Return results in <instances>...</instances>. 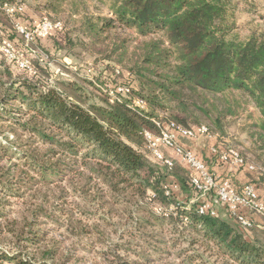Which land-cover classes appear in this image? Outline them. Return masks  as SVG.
<instances>
[{
	"label": "trees",
	"instance_id": "16d2710c",
	"mask_svg": "<svg viewBox=\"0 0 264 264\" xmlns=\"http://www.w3.org/2000/svg\"><path fill=\"white\" fill-rule=\"evenodd\" d=\"M98 1L109 7L110 17L87 15L78 32L89 41L91 54L127 69L135 86L125 97L113 99L108 92L101 104L85 106L79 92L83 89L76 83L63 85L62 91L38 89L12 80L10 69L0 70V122L7 117L14 120L10 128L14 140L6 137V144L0 143V186H27L32 172L41 174L42 183L49 174L65 179L69 175L68 185L76 190V185L82 186L83 197L88 188L101 185L113 199L126 194L137 203L144 199L153 209L160 207L163 219H180L197 237L193 244L200 243L219 264H264V219L244 212L252 221L244 229L227 208V218L201 214L203 201L198 200L190 169L176 163L172 169L163 166L151 156L145 139L146 132L159 134L157 123H161L164 128L170 124L183 129L206 126L222 140L239 116L241 103L235 94H241L260 115L249 126V134L258 147L255 155L263 170L241 152L245 162L257 168L250 171L247 164L237 169L251 175L248 182L259 193L264 186V29L249 30L242 37L230 23L226 0ZM12 2L0 0V24L1 8ZM58 29L62 27L51 32ZM137 99L146 103L144 109L135 105ZM6 128L0 126V133ZM14 143L24 146L23 168L9 156ZM95 198L106 207L100 192ZM46 214L45 205L40 204L29 217L0 223V235L10 236L3 242L29 236L35 248L30 251L31 261L21 255L11 261H69L70 251L61 252L62 241L36 231L40 216ZM67 222L72 228L82 226L72 216ZM81 232L87 233L86 229ZM116 248L121 250V246Z\"/></svg>",
	"mask_w": 264,
	"mask_h": 264
},
{
	"label": "rangeland",
	"instance_id": "374dc122",
	"mask_svg": "<svg viewBox=\"0 0 264 264\" xmlns=\"http://www.w3.org/2000/svg\"><path fill=\"white\" fill-rule=\"evenodd\" d=\"M226 1L230 23L239 29L237 31L242 37L249 30L264 29V0ZM13 8L15 10L10 11ZM1 10L0 70L10 69L12 80L26 81L38 89L55 88L61 91L63 85L76 83L83 89L79 92L86 101L85 106L101 104L103 94H110L114 87L135 86L127 69L100 61L96 54H91L89 41L78 32L81 19L87 15L110 17L107 5L98 0H13ZM44 19L61 23L62 29L43 36L36 35L35 31ZM3 81L10 84L7 78ZM235 96L241 103L239 116L233 125L227 127V135L218 143L224 148L237 149L263 170L255 155L259 153L258 147L254 146L249 134V126L257 122L260 115L241 94ZM18 107L28 109L25 104ZM13 121L7 117L0 122V126L7 127L4 133H0V143L4 145L6 137L14 140L10 132V128L14 127ZM21 141L25 143V135ZM23 149L24 146L14 143L9 151L13 163L21 167L25 164ZM66 179L49 174L47 182L42 183L41 174L32 172L27 186H0V223H12L24 215L29 217L31 210L44 204L47 214L40 216L36 231L48 232L49 239L63 242L61 252L70 251L66 264L220 263L205 253L200 243L193 244L197 237L180 219H163L160 207L153 209L144 199L137 203L136 198L126 194L119 200L113 199L107 188L101 185L88 188L83 197L82 186L76 185L77 190L72 189ZM98 192L103 195L106 207L96 200ZM179 193L182 197V192ZM212 199L219 215L227 218L225 207L218 203L215 196ZM69 216L80 221L82 226L70 227L67 222ZM41 217L45 220L42 221ZM82 229H86L87 233L81 234ZM0 239V264H17L10 258L19 255L26 261L34 259L30 251L35 248H31L29 236L8 243L3 242L10 239L5 233L0 235ZM117 246H121V250L117 251ZM35 261L38 262V259ZM45 262L52 264L51 260Z\"/></svg>",
	"mask_w": 264,
	"mask_h": 264
},
{
	"label": "built area",
	"instance_id": "2783aa9c",
	"mask_svg": "<svg viewBox=\"0 0 264 264\" xmlns=\"http://www.w3.org/2000/svg\"><path fill=\"white\" fill-rule=\"evenodd\" d=\"M14 10V8L10 9V11ZM61 27V23H54L48 19H44L35 31V34L38 36L47 35L53 29ZM22 32L25 33V31ZM131 89V86L119 85L110 94L113 99H117L118 96L125 97L129 95ZM134 103L143 109L146 107V103L143 100L137 99ZM157 126L160 129L159 134L152 132H146L145 134L147 149L156 161L169 169L174 167L175 162L165 156L162 151L164 147L175 150L188 164L192 172V184L199 194L198 200L203 201L199 206V212L201 214L211 213L212 216L219 217V213L213 207L212 197L215 196L218 203L227 208L231 216L244 229L250 227L252 222L251 218L246 216L244 212L264 219V201L260 198L257 188L253 183H237L232 177H219L210 170L205 160L195 155L192 150L182 147L176 140L175 133H180L182 136L190 139L216 137L211 134L208 127L202 126L183 129L176 127L174 124H170L164 128L161 123H157ZM211 153L213 156L218 157L220 161L228 163L234 168L244 167L248 164L237 149L232 147L224 148L219 143L212 147ZM248 167L250 171H255L257 168L254 164H248Z\"/></svg>",
	"mask_w": 264,
	"mask_h": 264
},
{
	"label": "crops",
	"instance_id": "0c3cea01",
	"mask_svg": "<svg viewBox=\"0 0 264 264\" xmlns=\"http://www.w3.org/2000/svg\"><path fill=\"white\" fill-rule=\"evenodd\" d=\"M178 143L189 150H192L195 155L205 160L210 170L219 177H232L237 183H244L251 180V175L245 171H241L237 168L231 167L228 163H224L219 160L218 157L213 156L211 149L216 146L219 140L216 137H200L198 139H190L182 136L180 133H175ZM163 153L172 159L177 165H181L186 169H189L188 164L182 159V157L176 153L175 150L170 148H163ZM259 193L264 198V186H261Z\"/></svg>",
	"mask_w": 264,
	"mask_h": 264
}]
</instances>
